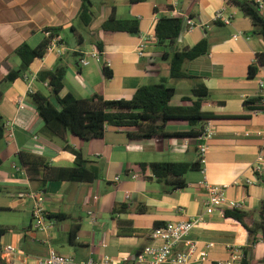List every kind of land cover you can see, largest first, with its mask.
<instances>
[{"label":"crops","instance_id":"crops-1","mask_svg":"<svg viewBox=\"0 0 264 264\" xmlns=\"http://www.w3.org/2000/svg\"><path fill=\"white\" fill-rule=\"evenodd\" d=\"M92 1L99 21L95 23L94 19L87 28L79 18L82 0H0V82L6 74L2 64L8 61L12 69L19 70L21 61L15 50L24 42L38 46L45 38V28L61 27L63 41L54 43L43 59L33 61L24 78L2 85L0 119L5 137L0 141V184L7 191L8 201L0 208L21 210L32 216L35 201L30 194L42 192L49 229L31 231L29 249L24 243L27 236L19 235L5 240L3 237L0 247L19 246L20 255L12 264H38L51 250L71 256L77 263L108 257L117 264H139L137 258L146 247L161 244L153 235L157 225L202 217L188 238L197 242L195 257L207 250V258L199 264L226 262L231 249L244 255L249 247L247 230L224 217L227 207L217 208L211 215L206 213L208 196L203 184L225 187L230 201L240 202L241 210L249 213L253 221H260L264 164L259 169L258 158L264 149V112L247 110L243 104L248 99L263 98L260 81L264 82V67L254 78L249 77V67L257 54L264 53V40L255 34L251 21L226 0ZM113 11L121 19H138L140 33H103L101 26ZM219 11L230 18V25L215 21ZM259 11L264 17V8ZM163 16L180 17L183 21L188 17L196 27L181 30L175 47L170 48L155 35L156 24ZM73 27L84 37L82 44L73 37ZM89 28L91 37L87 39L83 32ZM66 29H70L68 39L62 36ZM202 40H207L209 50L184 64L191 77L182 79L184 84L179 89V80L170 73L173 55ZM93 53H98L99 58H94ZM59 65L67 67L62 96L72 94L78 99L97 94L106 100H130L139 87L165 81L176 90L171 105L188 106L190 103L182 99L192 97L193 90L203 85L208 97L202 111L212 114L209 121L215 134L208 143L201 169L185 176L187 186L173 190L153 177L149 165L199 162V137L208 121L196 127L172 122L166 130L170 134L197 132L196 136L137 142L128 138L130 129L113 126L106 127L103 138L90 142L72 133L65 139L43 135L44 122L29 98L26 77L34 79V92H44L46 86L37 81L38 73ZM51 102L59 108L53 98ZM10 133L12 139L8 137ZM21 153L40 156L51 168L67 169L75 166L80 155L88 162L87 167L100 170V176L92 183L58 179L45 185L31 182L21 163ZM142 165H146L145 170ZM123 205V212L114 213L116 207ZM57 215L68 218H48ZM77 224L80 230L71 245L69 234ZM208 244L213 246L206 248ZM185 250L187 246L182 243L174 253ZM249 264H264V238L250 250Z\"/></svg>","mask_w":264,"mask_h":264},{"label":"trees","instance_id":"trees-1","mask_svg":"<svg viewBox=\"0 0 264 264\" xmlns=\"http://www.w3.org/2000/svg\"><path fill=\"white\" fill-rule=\"evenodd\" d=\"M132 2L142 0H131ZM228 5L239 9L254 26L255 34L264 40V17L254 2L247 0H226ZM92 0H82V7L79 18L85 27H90L95 19ZM183 19L180 17H161L155 27V35L161 43H168V47H175L181 35ZM101 29L106 35L115 33L139 34L140 22L138 19H121L112 12L110 17L102 24ZM62 28L49 27L43 30L45 38L36 47H31L24 42L14 52L21 61L19 70L12 69L9 62H4L2 68L5 77L0 82V100L2 98V85L22 79L28 72L30 65L36 59H43L54 43H63L60 40ZM72 35L78 44L84 42V37L72 28ZM207 40H202L194 47L177 50L170 62V73L173 79H186L189 76L184 70V64L194 61L205 55L208 48ZM99 51L102 45L97 44ZM264 67V53L256 55L255 63L249 67V77L254 78L259 70ZM107 76L110 73L105 70ZM67 74V67L57 66L55 69L43 70L38 73L37 81L47 84L44 92L36 91L29 94L33 105L44 122L42 134L49 138L65 139L68 133L79 137L81 140L90 142L101 139L104 136L107 126L123 127L130 130L127 136L131 141H148L160 137H187L199 135L197 132L190 133H167V127L172 122H187L196 127L203 122L212 120V114L202 111L203 102L207 99L208 93L203 85H199L192 92V97H184L183 102L190 103L188 106H173L171 102L176 95V90L166 84L160 83L144 85L138 88L130 100H106L100 95H94L88 99H78L72 94L62 96L64 81ZM54 99L57 108L51 99ZM262 98L248 99L244 102L245 109L253 112H263ZM202 130V129H201ZM203 132V130H202ZM200 133V135L202 134ZM5 137V126L0 119V141ZM21 163L25 173L31 182H46L54 179L68 180L83 183H92L99 179L98 168L87 167V161L78 155L73 168H51L40 156L32 153H21ZM3 164L0 158V166ZM142 170L146 165H142ZM151 173L159 182L165 183L173 190L184 189L187 186L185 176L201 169V162L197 163H152L149 165ZM0 184V193L3 192ZM126 206L116 207L114 213H121ZM262 217L260 221H253L249 213L241 209H225L224 217L233 219L240 223L248 232L249 247L244 250L241 264H249L250 250L264 238V202H262ZM51 219L64 221L68 217L64 215L48 216ZM158 227V225L156 226ZM80 225H75L69 234V243L74 245ZM7 234V229L0 227V242ZM0 264H7L0 259Z\"/></svg>","mask_w":264,"mask_h":264},{"label":"built area","instance_id":"built-area-1","mask_svg":"<svg viewBox=\"0 0 264 264\" xmlns=\"http://www.w3.org/2000/svg\"><path fill=\"white\" fill-rule=\"evenodd\" d=\"M259 10L264 8L263 1H257L255 3ZM215 21L223 22L225 25H230L231 20L228 18L224 11L217 12L215 16ZM196 27V23L185 17L183 21L182 31H191ZM237 37V36H236ZM54 45V44H53ZM53 47V46H52ZM94 58H99L98 53H93ZM85 63V61L83 60ZM29 92L34 93L32 88V83L34 79H29ZM47 86V84H45ZM260 88L263 94L264 106V82L260 81ZM264 112V111H263ZM7 126L11 127V123ZM215 131L211 121H208L203 129L202 134L199 137V161L201 165L205 161L206 154L209 149V141L214 136ZM10 139L13 138V134L8 135ZM258 168L264 164V149L258 158ZM259 169L258 172L260 171ZM208 200L206 203V213L211 215L215 212L217 208L227 207L229 209H241L242 205L238 201H230L226 197V188L223 186L211 185L205 182L203 184ZM30 197L34 199L35 206L32 212L33 221L36 222V229L41 231H46L49 229V223L47 220L46 209L44 206L45 196L42 192L32 193ZM203 221L202 217L191 218L180 222H170L164 226L156 227L153 231L154 237L161 242L159 246H148L143 252L138 256L137 261L139 264H199L203 262L207 256V250L200 251L198 257H195L198 251L197 242L188 240L193 229ZM182 243H185L187 250L174 253L175 249ZM213 244H208L206 248H211ZM20 253L14 245H6L0 247V259H3L7 264H12L14 260L19 257ZM243 260V253L238 249L230 250V259L226 262L220 264H241ZM38 264H117L108 257H105L101 261H95L93 259L87 262L77 263L75 259L71 256H64L57 253L55 250H51L49 255L39 259Z\"/></svg>","mask_w":264,"mask_h":264},{"label":"rangeland","instance_id":"rangeland-1","mask_svg":"<svg viewBox=\"0 0 264 264\" xmlns=\"http://www.w3.org/2000/svg\"><path fill=\"white\" fill-rule=\"evenodd\" d=\"M99 21V17L97 16V18H95V23ZM88 28V27H87ZM88 31H84V35L87 39H90V28L87 29ZM89 32V33H88ZM62 36L66 39H68L70 37V29H66ZM178 81V80H176ZM184 84V81L179 80V89L181 87V85ZM189 82L186 83V86H189ZM45 90V89H44ZM173 125V123L171 124V126ZM16 195V194H15ZM8 201V195H7V191L3 190L2 193H0V206L7 203ZM33 226L32 228H30V226ZM0 227L7 229V234L4 237V240L6 238H10L13 235H19L22 238L24 236H27L25 239V242H27V248L29 249L30 244L32 242L29 234H31V231H35L36 230V222L33 221V218L31 216V214L29 213H25L24 211L21 210H3L2 208H0ZM3 240V241H4ZM17 248V247H16ZM27 249V250H28ZM17 250L19 251L20 248L18 246Z\"/></svg>","mask_w":264,"mask_h":264}]
</instances>
